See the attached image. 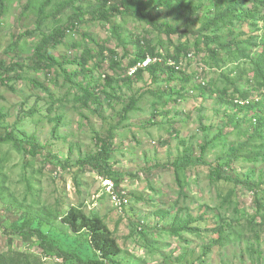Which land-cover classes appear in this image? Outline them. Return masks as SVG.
Instances as JSON below:
<instances>
[{"label": "rangeland", "instance_id": "374dc122", "mask_svg": "<svg viewBox=\"0 0 264 264\" xmlns=\"http://www.w3.org/2000/svg\"><path fill=\"white\" fill-rule=\"evenodd\" d=\"M46 1L7 0L1 30L0 62L20 66L8 75L0 73V137L11 135L23 146L0 144V264H76L41 250L40 241L22 237L16 228L40 230L66 253L101 260L91 236L63 222L73 211L107 223L122 249L116 261L124 264H264V226L257 219L250 223L257 211L253 191L213 179L207 167L176 171L172 166L184 156H202L207 163L229 157L254 131L251 113L236 116L238 109L230 102L235 89L264 99L249 61L222 48L233 35L222 31L217 44L206 46L205 38L214 31H202L201 21L212 19L211 1L204 0L194 17L184 8L173 13L167 21L184 35L171 38L132 16H115L111 25L88 16L63 45L49 51L58 65L36 70L32 58L44 36L66 25L74 7L99 8L96 0H56L48 10L51 18L39 30ZM59 9L62 13L54 17ZM242 31L244 38L261 34L250 24L236 33ZM138 42L166 55L180 45L195 54L185 74H176L173 81L162 73L153 80L146 73L144 80L126 86L119 79L126 76L122 71ZM101 49L118 58L106 53V61ZM211 49L218 50V62L209 55ZM82 59L84 70L77 66ZM183 76H190V82H182ZM94 89V99L85 100L84 94ZM134 102L137 107L126 115ZM111 139V166L119 175L114 181L130 199L123 211L104 194L107 177L77 169L81 159L98 154L100 141ZM205 142L210 146L202 155ZM241 155L227 171L260 184L264 200L263 140L255 139ZM190 219L196 220L192 227L197 233L173 231Z\"/></svg>", "mask_w": 264, "mask_h": 264}, {"label": "trees", "instance_id": "16d2710c", "mask_svg": "<svg viewBox=\"0 0 264 264\" xmlns=\"http://www.w3.org/2000/svg\"><path fill=\"white\" fill-rule=\"evenodd\" d=\"M79 2V0H73ZM204 0H123L120 5H112L109 0H96L99 8L97 10H86L83 6L74 7L76 8L73 15L69 18L68 22L64 26H59L56 28L53 33L43 37L41 43L36 47L34 55L32 58V64L36 70L47 69L50 70L53 67L57 66L58 63L51 57L49 51L53 48L63 45L64 41L67 38V34L71 29H74L75 25L81 23L86 17H92V21L105 23L108 25L112 24V20L115 16L124 15L132 16L138 20L146 21L151 27H154L160 31L165 32L170 38L175 35H184V31L180 26H176L168 22V18L173 16V13L180 9H185L188 11L189 17H194L197 15L200 9L203 8ZM212 5L211 15L212 19H209L206 16L201 21V30L206 31L212 29L214 31V36L209 38L206 37V46L210 44H217L221 38L222 31H227L229 34L233 35V39L227 44L223 45L224 50L238 51L240 54L246 58L251 64V70L253 72V80L257 84V90L264 91V0H210ZM56 0H47L41 10L39 18V30L43 28L45 23L51 18V15H48V10L51 7H54ZM70 5L67 6L69 9ZM154 11V13L152 12ZM168 11L166 16H163L159 19L161 13ZM7 12V0H0V38L1 30L3 26V20ZM62 13V9L56 10L53 12V16L56 17ZM210 15V16H211ZM166 18V20H162ZM246 24H250L256 32H260L259 36L250 35L247 38H244L243 31L236 33L238 27L243 28ZM115 29V27H113ZM171 40V39H170ZM172 43V41H171ZM145 49L140 42L137 43V52L133 57V60L122 71V75H126L127 71L130 68L136 66L139 61H143L146 56L153 55L164 57L162 52H159L157 48L152 47L150 44L145 43ZM198 49V48H197ZM199 51V49H198ZM114 57L117 59V55L114 52H108L105 49L100 50V55H103V58L106 59L105 55ZM191 53L190 49L183 46H177L174 53H167V58H172L176 61H180L182 57H188ZM209 55L218 62L219 52L217 49L208 50ZM84 58V56L82 57ZM87 59V58H86ZM86 59H82L78 62L77 66L81 69H85L87 66ZM92 59V58H91ZM112 59V58H111ZM111 61V60H110ZM115 62L113 63V68H115ZM20 64L7 65L5 62H0V73L6 75L10 74L13 69L19 67ZM188 67V65H187ZM184 71V70H183ZM183 71H177L173 67L165 66L162 64H155L150 66L145 70H139L135 78H120L119 82L125 84L126 86H131L133 81H142L145 78V74L149 73L152 76L153 80H157L160 73L169 76L168 81H173L175 75L180 74L184 75ZM84 72H81V75ZM180 80L184 83L190 82V76L179 77ZM106 80V79H105ZM0 82L4 84V81L0 79ZM71 82V80H70ZM107 82L110 84V80L107 79ZM35 87L43 88L39 83L34 82ZM203 86V85H202ZM81 87V85H79ZM82 90V88H80ZM201 91L205 90L204 88H199ZM45 92V88H43ZM96 90L94 89L91 92H86L84 94L85 100H93V93ZM252 95L247 91L243 92L238 89H235V94L232 95L230 100L231 104L237 108V114H240L243 111L251 113L254 120V131L253 134L248 137L246 143H243L239 148H237L232 154L225 157H217L213 162L207 163L202 156L198 159H195L193 156H184L175 160L172 163L173 168L176 171L181 169H190V167H207L210 173V176L215 180H225L231 183H234L236 186H243L247 189L253 191L256 196V205L257 211L253 216L250 223H254L257 219L259 220L258 224L261 228L264 226V200L262 197V186L256 184L249 180L247 177L241 178L240 176L233 175L227 171L229 168L232 171V166L235 162L240 160L242 156V148L251 145V143L259 138L263 140L264 143V99L260 94V98L251 99ZM247 102L242 105L240 102ZM137 104L134 102L130 104L125 110V114L129 115L132 113ZM235 116V117H236ZM235 120V119H233ZM222 132V131H221ZM220 132V134H221ZM14 143L18 147H22V142H19L15 137L8 135L5 137H0V144L3 143ZM101 148L98 154L95 156H89L84 159H81L77 165V169L81 171H86L90 169L95 173H98L101 177H107L108 179L117 180L116 173L113 172L111 166V161L113 159V144L111 140H102L100 141ZM210 143L205 142L201 149V154L203 155L209 148ZM251 160V159H249ZM118 189L121 190L120 182H115ZM63 222L72 228L75 232H87L91 236L92 245L94 249L98 252H101V260H85L80 255L66 253L62 249L56 247L54 241H50L48 235L43 233L40 230L29 229L25 230L22 228H16L15 232L20 234L22 237L28 236L31 238H36L40 241V248L43 251H51L53 253L61 254L65 256L67 260L73 259L76 264H124L120 261H116V258L119 257L122 253L120 244L118 243L113 231L100 217H89L84 213L80 212H71L64 219ZM196 222L194 219H190L187 224L180 225L179 227H174L173 231L180 233L182 231H189L192 233H197L198 228H193L192 225ZM198 222V220H197ZM207 251V250H206ZM205 253V252H204Z\"/></svg>", "mask_w": 264, "mask_h": 264}, {"label": "built area", "instance_id": "2783aa9c", "mask_svg": "<svg viewBox=\"0 0 264 264\" xmlns=\"http://www.w3.org/2000/svg\"><path fill=\"white\" fill-rule=\"evenodd\" d=\"M195 53H190L188 57H182L180 61H176L172 58H167L166 54L164 57L148 55L143 61H139L135 67L130 68L127 71L126 78H135L139 70H145L152 65L162 64L165 66L173 67L177 71H183L187 68V63L194 57ZM244 105L247 102H240ZM104 194L107 195L110 201L116 206L117 209L123 211L129 204V194L125 190H120L114 180L106 179L104 181Z\"/></svg>", "mask_w": 264, "mask_h": 264}]
</instances>
